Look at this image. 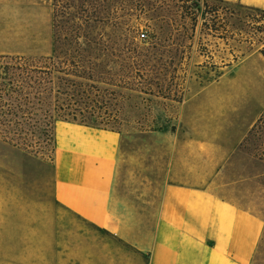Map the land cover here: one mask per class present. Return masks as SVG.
Masks as SVG:
<instances>
[{"label": "rangeland", "instance_id": "obj_1", "mask_svg": "<svg viewBox=\"0 0 264 264\" xmlns=\"http://www.w3.org/2000/svg\"><path fill=\"white\" fill-rule=\"evenodd\" d=\"M19 4L26 10L8 20L11 29L24 25L30 38L24 53L6 55L46 61L55 54L57 66L80 72L68 77L85 83L89 96L71 100L69 108L81 111L90 127L119 134L115 190L158 205L171 167L195 159L205 186L264 220L261 9L231 0ZM40 107L52 106H40L33 94H0V153L20 170L10 175L9 197L0 196L4 213L9 203L10 221V241L0 240V264H46L51 259L34 258V249L50 248L73 250L68 260L89 264L97 233L55 205V134L53 123L43 131ZM184 112L196 115L200 147L186 144ZM207 163H217V170L207 171ZM251 264H264V230Z\"/></svg>", "mask_w": 264, "mask_h": 264}, {"label": "crops", "instance_id": "obj_2", "mask_svg": "<svg viewBox=\"0 0 264 264\" xmlns=\"http://www.w3.org/2000/svg\"><path fill=\"white\" fill-rule=\"evenodd\" d=\"M42 1L0 0V54L26 51L25 41L30 37L25 26L11 29L13 24L8 19L20 17L26 10L19 3ZM231 1L264 10V0ZM182 118L189 126L185 130L186 144L202 146L196 136V115L184 112ZM54 134L53 199L56 206L71 216L78 215L97 233L89 247L91 252L96 251V258L89 264H251L264 220L205 186L200 180V163L195 159L184 168L179 163V170L171 167L160 202L153 205L115 190L117 132L56 121ZM10 161L9 155L0 153L2 199L4 194L9 197L11 173H20L11 169ZM216 164L207 163L205 168L217 170ZM5 207L4 213L1 203L0 226L5 232L0 240L10 241L9 203ZM9 252L5 249L2 254L9 256ZM43 256L51 259L46 264H73L68 259L75 257L68 249H34V258ZM53 258L63 260L54 262Z\"/></svg>", "mask_w": 264, "mask_h": 264}, {"label": "trees", "instance_id": "obj_3", "mask_svg": "<svg viewBox=\"0 0 264 264\" xmlns=\"http://www.w3.org/2000/svg\"><path fill=\"white\" fill-rule=\"evenodd\" d=\"M262 12L264 13V10ZM55 16L56 14H54ZM54 52L55 50H53ZM54 56L55 54H52L47 57L46 61H26L21 56L0 54V94L5 90L6 92H18L25 99L33 94L40 106L47 105L48 102V105L52 106L50 109L40 107L41 113L38 122L44 124L43 131H46V127L51 123H53L54 128L56 121L89 126L81 111H71L69 108L71 100L78 102V100L89 96L88 86L83 82L69 78L68 76L71 75L79 76V71L57 66L56 61H52ZM69 64L72 63L69 62ZM61 73L63 75H60ZM26 115H29V112Z\"/></svg>", "mask_w": 264, "mask_h": 264}, {"label": "built area", "instance_id": "obj_4", "mask_svg": "<svg viewBox=\"0 0 264 264\" xmlns=\"http://www.w3.org/2000/svg\"><path fill=\"white\" fill-rule=\"evenodd\" d=\"M140 36L141 37H145V34L143 32H141Z\"/></svg>", "mask_w": 264, "mask_h": 264}]
</instances>
